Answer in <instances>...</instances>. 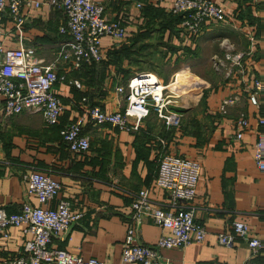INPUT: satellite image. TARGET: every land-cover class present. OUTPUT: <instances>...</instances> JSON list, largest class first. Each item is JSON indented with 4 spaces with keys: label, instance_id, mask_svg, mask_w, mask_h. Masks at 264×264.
<instances>
[{
    "label": "crops",
    "instance_id": "obj_1",
    "mask_svg": "<svg viewBox=\"0 0 264 264\" xmlns=\"http://www.w3.org/2000/svg\"><path fill=\"white\" fill-rule=\"evenodd\" d=\"M98 1L107 20L122 21L126 36L120 42L103 36V62L79 70L60 55L67 41L58 33L65 22L61 10L45 5L25 8L20 32L7 18L2 24L5 47L33 48L43 65L54 67L66 80L54 87L64 106L57 126L46 125L40 113L6 116L0 103V208L13 213L23 203L38 206L27 193L22 174H48L61 185L58 198L83 213L52 246L83 259L120 264L125 230L133 223L132 193L146 189L154 202L164 203L166 193L154 184L158 159L162 154L177 155L200 164L195 219L203 224L206 236L202 243L163 249L162 256L170 264H264V253H252L242 239L231 247L217 242V235L232 221L246 223L252 235L264 238V179L253 156L255 118L264 117V97L255 109L244 94L245 84L264 78V0H212L224 8L226 21H207L195 37L181 35L169 12L175 0ZM226 52L244 53L241 65L224 61ZM147 71L164 82L177 73L184 75L187 86L194 84L200 91L191 104H180V127L167 130L154 115L131 132L87 125L89 149L70 152L59 129L83 113L81 98L87 97L105 112L117 111L121 103L116 86ZM71 80H77L79 87ZM226 98L235 102L221 113ZM241 114L247 117L248 127L237 140L236 121ZM8 231V239L0 236V262L22 255L24 236L15 227ZM166 233L150 218L136 226V240L142 245H153Z\"/></svg>",
    "mask_w": 264,
    "mask_h": 264
},
{
    "label": "built area",
    "instance_id": "obj_2",
    "mask_svg": "<svg viewBox=\"0 0 264 264\" xmlns=\"http://www.w3.org/2000/svg\"><path fill=\"white\" fill-rule=\"evenodd\" d=\"M41 5L64 13L65 22L58 33L66 36L67 41L60 55L76 70L102 60L100 39L103 36L120 42L125 39L126 33L120 19L107 20L103 16L104 5L98 0H0V103L3 114L40 113L46 125L54 126L59 124L64 111L61 97L54 87L66 80L65 75H59L52 66L43 65L31 47H5L2 30L7 18L13 28L20 32L25 21L24 9ZM169 12L181 17L178 26L183 37L197 36L207 21H226L224 8L212 0H175ZM254 39L251 34L250 40ZM243 57L244 53L226 52L224 61L240 66ZM174 81L164 82L151 71L133 75L116 86L121 105L114 112H105L101 106L82 97L84 111L61 128L59 134L62 142L70 152L83 153L90 147V138L84 132L87 125H107L119 131L131 132L138 130L150 115H154L165 129H178L182 120L179 111L181 90ZM70 82L79 87L77 80ZM244 94L248 103L259 109L260 98L264 97V78H254L245 84ZM234 102L233 98L222 100L220 112L226 113L227 107ZM255 123L257 136L253 156L255 166L264 179V117L258 115ZM236 127L235 138L240 140L248 127L244 114L237 119ZM199 174L198 161L172 154L159 157L154 184L166 193V199L164 203L157 204L146 189L132 193L130 208L133 223L125 230L120 264H170L162 256L161 250L183 248L204 241L206 231L203 224L195 219L194 206ZM22 181L27 193L34 196L39 205L23 203L13 213L0 208V236L8 239V229L15 227L25 238L22 255L0 264H104L96 258L83 259L52 246L55 238L67 233L71 224L83 216V213L72 210L70 201L58 198L61 185L48 174L38 171L23 173ZM54 200L55 206L50 207ZM146 218L168 230L153 245H142L136 240V226ZM237 239L244 240L252 253H264V238L252 235L244 222L232 221L226 231L217 235L218 244L225 247L233 246Z\"/></svg>",
    "mask_w": 264,
    "mask_h": 264
},
{
    "label": "rangeland",
    "instance_id": "obj_3",
    "mask_svg": "<svg viewBox=\"0 0 264 264\" xmlns=\"http://www.w3.org/2000/svg\"><path fill=\"white\" fill-rule=\"evenodd\" d=\"M182 76H184V75H182ZM185 78V77H184ZM176 79V76H174L173 75V78H172V81L173 80H175ZM186 79V78H185ZM186 81H187V79H186ZM198 81V80H197ZM197 83H199L200 85H202L203 83L201 82V81H198ZM181 86L180 85H178V88H180ZM180 90H181V96H180V98H179V101H180V103L181 104H191L192 103V101L194 100V99H196L197 98V95L200 93V91L199 90H196L195 89V86H194V84H190V85H188V93H186L185 91H182V89L180 88ZM201 94H202V92H201ZM151 116V115H150Z\"/></svg>",
    "mask_w": 264,
    "mask_h": 264
},
{
    "label": "bare ground",
    "instance_id": "obj_4",
    "mask_svg": "<svg viewBox=\"0 0 264 264\" xmlns=\"http://www.w3.org/2000/svg\"><path fill=\"white\" fill-rule=\"evenodd\" d=\"M174 83L176 84V86L180 85L181 86L180 88L182 89V91H185L186 93L189 92L186 80L181 74L177 73Z\"/></svg>",
    "mask_w": 264,
    "mask_h": 264
},
{
    "label": "trees",
    "instance_id": "obj_5",
    "mask_svg": "<svg viewBox=\"0 0 264 264\" xmlns=\"http://www.w3.org/2000/svg\"><path fill=\"white\" fill-rule=\"evenodd\" d=\"M172 15V14H171ZM172 16H174L175 18H176V21L178 22V24H179V22H180V20H181V17L179 16V15H172ZM103 62V60H101L100 62H98V63H92V64H89V65H99L100 63H102ZM86 65H84L82 68H84ZM81 68V69H82ZM93 104V103H92ZM180 110V109H179ZM181 110H183V109H181ZM58 125V124H57ZM57 125H54V126H57ZM62 128V127H61ZM61 128L59 129V132H60V130H61ZM60 135V134H59ZM60 138H61V136H60ZM61 141H62V139H61ZM157 174V173H156ZM156 177V176H155Z\"/></svg>",
    "mask_w": 264,
    "mask_h": 264
}]
</instances>
